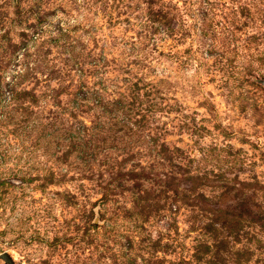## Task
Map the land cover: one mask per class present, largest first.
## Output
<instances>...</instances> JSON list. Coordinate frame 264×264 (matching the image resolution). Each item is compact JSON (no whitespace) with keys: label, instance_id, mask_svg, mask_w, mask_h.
Instances as JSON below:
<instances>
[{"label":"rangeland","instance_id":"obj_1","mask_svg":"<svg viewBox=\"0 0 264 264\" xmlns=\"http://www.w3.org/2000/svg\"><path fill=\"white\" fill-rule=\"evenodd\" d=\"M4 253L264 264V0H0Z\"/></svg>","mask_w":264,"mask_h":264},{"label":"water","instance_id":"obj_2","mask_svg":"<svg viewBox=\"0 0 264 264\" xmlns=\"http://www.w3.org/2000/svg\"><path fill=\"white\" fill-rule=\"evenodd\" d=\"M0 260H2L4 264H14L13 260L10 258V256L7 253L1 254Z\"/></svg>","mask_w":264,"mask_h":264}]
</instances>
